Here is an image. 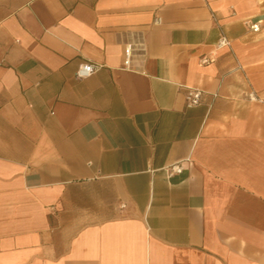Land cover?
<instances>
[{
	"label": "crops",
	"instance_id": "1",
	"mask_svg": "<svg viewBox=\"0 0 264 264\" xmlns=\"http://www.w3.org/2000/svg\"><path fill=\"white\" fill-rule=\"evenodd\" d=\"M0 264H264V0H0Z\"/></svg>",
	"mask_w": 264,
	"mask_h": 264
},
{
	"label": "built area",
	"instance_id": "2",
	"mask_svg": "<svg viewBox=\"0 0 264 264\" xmlns=\"http://www.w3.org/2000/svg\"><path fill=\"white\" fill-rule=\"evenodd\" d=\"M160 19H155V23H159ZM249 28L252 31H258L260 29V25L258 22L251 23L249 25ZM217 48H224V47H230V41L228 38L221 34L218 42H217ZM206 62V59L203 60ZM131 64V48L125 47L124 49V60L123 65L124 67L128 68ZM96 70V66L89 62L81 63L77 69L76 76L78 78H87L90 75H92ZM203 96V91L194 87H187L186 94H185V104L186 107L192 108L197 105H199L201 98ZM248 99L251 101H261V99L256 95L254 91H250L248 93ZM183 171V165L176 163L172 164L169 167H167L166 172L168 175L174 174V173H181Z\"/></svg>",
	"mask_w": 264,
	"mask_h": 264
}]
</instances>
